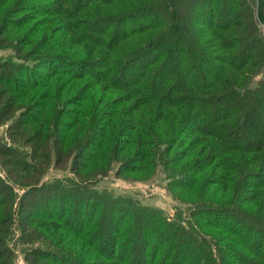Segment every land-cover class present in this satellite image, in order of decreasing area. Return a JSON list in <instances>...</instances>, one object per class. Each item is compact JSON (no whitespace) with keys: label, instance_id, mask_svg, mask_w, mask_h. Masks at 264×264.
Instances as JSON below:
<instances>
[{"label":"trees","instance_id":"trees-1","mask_svg":"<svg viewBox=\"0 0 264 264\" xmlns=\"http://www.w3.org/2000/svg\"><path fill=\"white\" fill-rule=\"evenodd\" d=\"M75 6L77 13L70 5L63 13L74 21L60 33L68 36L64 46L36 41L45 55L1 61L23 76L10 82L12 90L32 89L0 109L9 135L30 144L27 160L20 163L19 153L0 141L2 153L15 154L13 163L33 172L29 178L41 176L37 164L48 163L55 142L59 164L73 156L74 177L13 183L23 189L22 207L33 193L43 195L28 202L37 208L34 228L17 238L25 260L264 264V0H77ZM44 86L47 94L35 91ZM19 104L26 106L11 120ZM20 122L35 132L25 135ZM109 171L163 174L187 207L178 202L168 215L133 194L100 189ZM101 205L108 209L99 214ZM1 206L0 264H15L7 242L13 212Z\"/></svg>","mask_w":264,"mask_h":264},{"label":"rangeland","instance_id":"rangeland-1","mask_svg":"<svg viewBox=\"0 0 264 264\" xmlns=\"http://www.w3.org/2000/svg\"><path fill=\"white\" fill-rule=\"evenodd\" d=\"M154 2L157 3L159 1ZM56 3L60 4V9L58 10H52L46 6L47 4L53 6ZM11 5L13 6V9L10 11L9 9ZM69 5L73 6V11L77 13L78 6H75L77 5V0H11V2L0 0V109H3V107L8 104L12 106L18 100L16 95L31 88L30 86L22 85V88L17 86V89L12 90L9 86L10 82L12 81L14 83V80L18 77L23 79V76H21L19 72L4 66L2 63L3 60H8V58L17 60L18 58L15 56H23L25 54L30 55L32 53L45 55L47 52L43 51L41 43L36 45V41L37 43L42 42L43 40L47 41L46 44H51L52 47L55 45L64 46L62 43L68 39V36L67 34H60L64 30L63 26L64 24L69 25L74 23L73 20L69 21L65 19V16L63 15L65 12L64 10H66ZM52 14H54V16H52ZM23 18H26L27 22L22 21ZM23 23L24 26L21 27ZM51 24H55L54 27L49 26ZM73 31L77 30L68 29L65 30V33H72ZM30 41L33 42L30 43ZM36 56L34 55L32 57ZM41 79L47 80V77L44 76ZM45 87L46 86H44V88H36L35 91L42 95L47 94L49 88ZM29 91H32V89ZM25 106L26 104L17 105L12 112L11 120L16 118ZM9 124L10 121L0 124V141L2 145L11 146L15 154L19 153L18 161L21 163V161L27 160V153L30 149V144L21 145L14 140L7 131ZM31 125L32 124H21L20 122L19 130L23 131L25 129V132L27 133L25 135H32V132H35V130L30 128ZM25 138L26 136H22L20 142ZM60 147L61 146L55 142L54 150L56 152L53 156H50L48 163L44 166H41L39 163L37 164L38 169L43 171L41 176H37V178L36 176L35 178H29V176H33V172L30 173L26 171L23 166L14 164L13 162L17 159L15 158L16 155L14 154L15 157L6 156L5 153H2L3 147L0 146V203L2 204L1 207L3 209L11 208V211L13 212L14 219L10 231L11 236H9L7 242L8 247L15 254V264H30V262L25 260L22 253L24 244L21 242L18 243L17 238L21 234V230L29 231L34 228L38 218L32 220V216L33 213H36L37 208L34 207L33 209L32 206L28 205V202H36L39 200V197L42 199L43 195L38 196L36 193H33L32 195L34 196L25 198L27 204L25 203L26 205L22 207L21 204H19V198L23 193V189L13 183H29L31 185H37L39 183L41 184L42 181H47L55 176L63 177L68 175V177H74L75 173H70V165L73 156H69L70 158L65 160L62 164H59L57 161V156L59 155L58 152L61 151ZM115 165H113V167ZM77 178L80 181H85L81 174H77ZM99 187L100 189L107 188L115 194H133L142 199L144 203H150L162 207L168 215L175 213L174 208L176 203L180 201L176 195H178L181 190L179 188L173 190L169 189L167 180L163 174L154 175L128 172L122 175H116L114 171H109L107 176H104L103 179L99 180ZM186 196L189 197L190 193H187ZM75 199V197H72L69 200L70 205L68 208V215H70L74 209ZM45 203H48V201ZM84 204V208L87 211L88 201L86 199ZM96 204L100 203L95 201V208L97 207ZM182 205L183 207H187L186 204ZM100 209L99 214H101L102 210L108 209V206L101 205ZM20 213L23 215L22 224H20ZM98 218L99 217H97V219ZM38 264H44V261H40Z\"/></svg>","mask_w":264,"mask_h":264}]
</instances>
